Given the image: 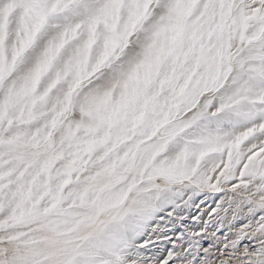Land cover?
Wrapping results in <instances>:
<instances>
[{"label":"snow or ice","instance_id":"snow-or-ice-1","mask_svg":"<svg viewBox=\"0 0 264 264\" xmlns=\"http://www.w3.org/2000/svg\"><path fill=\"white\" fill-rule=\"evenodd\" d=\"M0 264H264V0H0Z\"/></svg>","mask_w":264,"mask_h":264}]
</instances>
